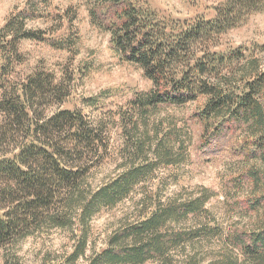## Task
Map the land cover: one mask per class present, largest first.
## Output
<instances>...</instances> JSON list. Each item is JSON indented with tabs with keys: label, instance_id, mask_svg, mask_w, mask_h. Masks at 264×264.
<instances>
[{
	"label": "trees",
	"instance_id": "obj_1",
	"mask_svg": "<svg viewBox=\"0 0 264 264\" xmlns=\"http://www.w3.org/2000/svg\"><path fill=\"white\" fill-rule=\"evenodd\" d=\"M90 3L93 22L112 34L117 50L139 65L154 85L133 100L135 112L184 106L205 97L199 117L217 135L245 131L252 158L264 163V60L240 50L214 51L222 35L264 12V0H227L215 19L194 23L164 21L141 0ZM25 20L13 16L0 29V248L44 229H78L74 252L56 263L77 264L86 257L93 218L129 198L161 164H173L172 150L164 138L154 146L138 134L127 146L126 169L95 188L91 172L109 149L106 123L79 109H62L71 91L53 74L37 71L24 80L15 78L21 41L67 47L27 29ZM85 104L92 107L97 101L91 98ZM138 124L133 120L137 131ZM252 177L260 180L256 173ZM212 197L203 189L189 199L156 200L154 210L122 225L109 237L107 248L95 252L87 264H173L175 252L219 236L210 221L193 229L180 227L209 218ZM147 203L145 199L142 207L148 208ZM231 241L244 260L230 257L210 264H264V229L235 234ZM183 262L201 264L196 255Z\"/></svg>",
	"mask_w": 264,
	"mask_h": 264
},
{
	"label": "rangeland",
	"instance_id": "obj_2",
	"mask_svg": "<svg viewBox=\"0 0 264 264\" xmlns=\"http://www.w3.org/2000/svg\"><path fill=\"white\" fill-rule=\"evenodd\" d=\"M227 0H141L164 21L194 23L213 20L216 10ZM90 0H0V29L13 16L25 18L26 28L51 41L24 40L19 44L20 59L14 76L24 80L37 71L55 75L67 82L70 97L62 109L83 111L88 118L107 126L108 153L92 170L90 180L99 187L122 173L129 165L127 146L138 134L154 146L164 138L171 148L173 164H161L129 198L114 208L103 209L92 220L86 257L108 246L111 234L128 222L156 208V200L167 202L189 199L203 189L211 191L209 218L191 220L181 228L202 224L218 227L219 236L195 241L185 251L175 252L173 264L196 255L201 264L243 255L234 248L235 234L264 229V163L253 159L251 141L245 131L233 130L217 135L199 117L206 98L184 106L161 105L149 112H135L136 96L150 92L154 85L144 70L128 62L117 50L112 34L95 24ZM61 43V44H63ZM4 45V43H0ZM264 12L252 15L242 25L222 35L215 52L243 51L247 57L264 60ZM2 47L0 46V52ZM0 61L2 57H0ZM95 98L97 105L85 101ZM95 106V107H94ZM138 122L139 131L133 126ZM141 136V137H142ZM164 147V145H163ZM258 174L260 180L252 177ZM146 199L148 208L142 207ZM79 230L44 229L35 235L0 248V264H56L74 252ZM148 264H161L150 262Z\"/></svg>",
	"mask_w": 264,
	"mask_h": 264
}]
</instances>
